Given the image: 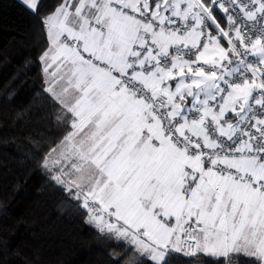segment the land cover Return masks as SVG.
Wrapping results in <instances>:
<instances>
[{"label": "snow or ice", "instance_id": "6c2138e0", "mask_svg": "<svg viewBox=\"0 0 264 264\" xmlns=\"http://www.w3.org/2000/svg\"><path fill=\"white\" fill-rule=\"evenodd\" d=\"M40 23L60 132L26 142L84 223L124 243L114 264H264V0H58Z\"/></svg>", "mask_w": 264, "mask_h": 264}, {"label": "trees", "instance_id": "16d2710c", "mask_svg": "<svg viewBox=\"0 0 264 264\" xmlns=\"http://www.w3.org/2000/svg\"><path fill=\"white\" fill-rule=\"evenodd\" d=\"M57 4L41 0L37 16L21 0H0V264H114L125 250L124 243L104 239L84 223L38 170L39 145L26 142H50L60 132L40 93L37 61L46 43L40 17ZM168 264L228 262L173 253ZM230 264H251V258L235 254Z\"/></svg>", "mask_w": 264, "mask_h": 264}, {"label": "rangeland", "instance_id": "374dc122", "mask_svg": "<svg viewBox=\"0 0 264 264\" xmlns=\"http://www.w3.org/2000/svg\"><path fill=\"white\" fill-rule=\"evenodd\" d=\"M22 1V0H21Z\"/></svg>", "mask_w": 264, "mask_h": 264}]
</instances>
